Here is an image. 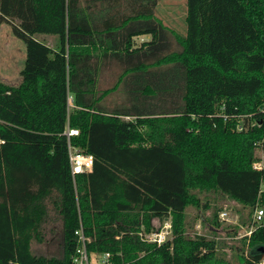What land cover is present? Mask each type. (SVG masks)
<instances>
[{"label":"trees","instance_id":"1","mask_svg":"<svg viewBox=\"0 0 264 264\" xmlns=\"http://www.w3.org/2000/svg\"><path fill=\"white\" fill-rule=\"evenodd\" d=\"M158 1L0 0V24L26 44L22 80L0 79V264H74L84 245L114 264H232L222 241L188 233V208L208 191L264 207V169L253 167L264 152V0H185L184 34L156 15ZM115 64L117 81L101 88ZM122 84L127 101L107 103ZM69 143L93 155L92 170L73 172ZM164 218L172 236L147 240ZM50 219L61 254L34 253ZM241 241L239 264H264V220Z\"/></svg>","mask_w":264,"mask_h":264},{"label":"rangeland","instance_id":"2","mask_svg":"<svg viewBox=\"0 0 264 264\" xmlns=\"http://www.w3.org/2000/svg\"><path fill=\"white\" fill-rule=\"evenodd\" d=\"M155 13L163 22L174 31L185 33V16H186V1L185 0H159ZM42 39L54 44L55 38L53 35H40ZM151 35H141L137 37L136 42L139 44L142 40H150ZM176 43L175 49H180V45ZM26 59V44L19 36L13 33L12 24L4 21L0 24V79L9 84H18L22 80L20 73L24 66ZM120 67L115 64L111 68L102 71L100 76V87L105 88L113 85L118 78ZM127 93L122 84L120 88L110 94L106 102L114 105H123L127 101ZM256 157L258 162H264V152L257 148ZM201 202L199 207H189V214L193 218L196 216L193 226L189 227L188 233L191 235H201L215 238L219 243V252L232 264H239L238 258L235 256V249H242V241L250 228V221L253 222L256 207L250 212L249 207H243L235 199L226 196H215L214 192H202ZM207 196L212 197V205L207 207L205 205L209 202ZM216 199V200H215ZM213 204L220 207L218 213L219 225L212 222ZM49 214L51 217L55 216L51 202H48ZM251 213V220L243 223L242 216H249ZM53 219V218H52ZM44 224L42 231L45 234V240H32L31 248L34 253L43 254L47 256L61 254V224L57 220H52ZM155 231H164L165 238L172 236L171 218H164L163 220L155 219ZM170 232V233H169ZM236 247V248H235ZM99 264V262H97Z\"/></svg>","mask_w":264,"mask_h":264},{"label":"built area","instance_id":"3","mask_svg":"<svg viewBox=\"0 0 264 264\" xmlns=\"http://www.w3.org/2000/svg\"><path fill=\"white\" fill-rule=\"evenodd\" d=\"M69 102L70 104H72L71 96L69 97ZM66 133L68 136L77 135L79 133V129L68 128ZM69 148H70V160L72 163V168H73L74 173L92 170L93 163H94L93 155L84 154L80 152L78 149L73 148L70 143H69ZM258 161L259 160L257 159L254 161L253 167L258 170L264 169V162L262 163ZM263 184H264V181H263ZM263 220H264V207L257 206L255 210L254 220H253L254 223L253 225L251 224L249 226L250 228L248 229L249 231L247 232V234L250 235L253 229L255 228V224H258ZM144 237L149 241H156L158 243H163L171 236L167 237L166 239L164 231L159 230L155 232L152 231L150 233H146L144 234ZM81 238L83 239V242H84L83 235L81 236ZM78 252H79V255H77L74 258V264H98L97 262H99V264H114L113 262L109 260V254H106L104 257L98 256L95 259L91 260L85 249V245L82 247V249H78Z\"/></svg>","mask_w":264,"mask_h":264}]
</instances>
